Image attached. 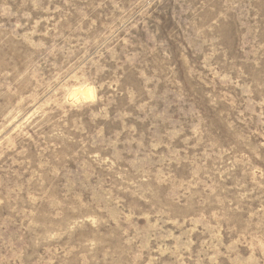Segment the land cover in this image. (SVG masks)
<instances>
[{
    "label": "rangeland",
    "instance_id": "1",
    "mask_svg": "<svg viewBox=\"0 0 264 264\" xmlns=\"http://www.w3.org/2000/svg\"><path fill=\"white\" fill-rule=\"evenodd\" d=\"M0 264H264V0H0Z\"/></svg>",
    "mask_w": 264,
    "mask_h": 264
},
{
    "label": "clouds",
    "instance_id": "2",
    "mask_svg": "<svg viewBox=\"0 0 264 264\" xmlns=\"http://www.w3.org/2000/svg\"><path fill=\"white\" fill-rule=\"evenodd\" d=\"M57 87L60 88L58 103L63 108L79 111L99 101L98 87L86 73H77L71 80L61 77Z\"/></svg>",
    "mask_w": 264,
    "mask_h": 264
}]
</instances>
